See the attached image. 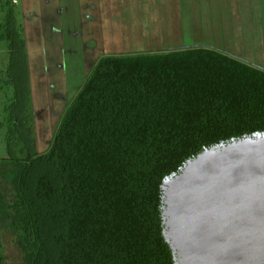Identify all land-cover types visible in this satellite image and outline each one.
Returning <instances> with one entry per match:
<instances>
[{
    "label": "trees",
    "instance_id": "1",
    "mask_svg": "<svg viewBox=\"0 0 264 264\" xmlns=\"http://www.w3.org/2000/svg\"><path fill=\"white\" fill-rule=\"evenodd\" d=\"M0 39L20 71L9 74L17 89L0 170L15 200L0 194L2 227L23 264H173L163 180L205 149L264 133V70L207 48L104 57L40 155L19 82L21 28L9 14Z\"/></svg>",
    "mask_w": 264,
    "mask_h": 264
},
{
    "label": "rangeland",
    "instance_id": "2",
    "mask_svg": "<svg viewBox=\"0 0 264 264\" xmlns=\"http://www.w3.org/2000/svg\"><path fill=\"white\" fill-rule=\"evenodd\" d=\"M8 14L21 28L26 66L19 82L22 89L26 84L40 155L104 57L207 48L264 70V0H0V27ZM11 73L20 71L10 68L8 44L0 39V159L9 156L7 108L17 89ZM12 190L0 170V194L8 205L15 200ZM3 220L0 205V264H23Z\"/></svg>",
    "mask_w": 264,
    "mask_h": 264
},
{
    "label": "water",
    "instance_id": "3",
    "mask_svg": "<svg viewBox=\"0 0 264 264\" xmlns=\"http://www.w3.org/2000/svg\"><path fill=\"white\" fill-rule=\"evenodd\" d=\"M161 193L173 264H264V133L203 150Z\"/></svg>",
    "mask_w": 264,
    "mask_h": 264
}]
</instances>
